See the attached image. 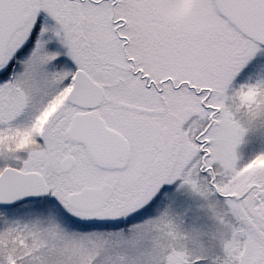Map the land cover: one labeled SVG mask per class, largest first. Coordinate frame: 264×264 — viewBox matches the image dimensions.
<instances>
[{
	"label": "snow or ice",
	"instance_id": "obj_1",
	"mask_svg": "<svg viewBox=\"0 0 264 264\" xmlns=\"http://www.w3.org/2000/svg\"><path fill=\"white\" fill-rule=\"evenodd\" d=\"M0 264H264V0H0Z\"/></svg>",
	"mask_w": 264,
	"mask_h": 264
}]
</instances>
